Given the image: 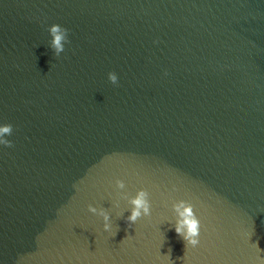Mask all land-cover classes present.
I'll use <instances>...</instances> for the list:
<instances>
[{
    "label": "water",
    "instance_id": "water-1",
    "mask_svg": "<svg viewBox=\"0 0 264 264\" xmlns=\"http://www.w3.org/2000/svg\"><path fill=\"white\" fill-rule=\"evenodd\" d=\"M0 121V264H264V0H0ZM140 187L130 226L111 199Z\"/></svg>",
    "mask_w": 264,
    "mask_h": 264
},
{
    "label": "clouds",
    "instance_id": "clouds-1",
    "mask_svg": "<svg viewBox=\"0 0 264 264\" xmlns=\"http://www.w3.org/2000/svg\"><path fill=\"white\" fill-rule=\"evenodd\" d=\"M68 31L67 28L58 23H51L47 26V32L49 34L48 46L52 49L54 55H59L64 50L65 44L68 42ZM165 74H167L166 70ZM117 79V74L114 71L107 72V80L109 82L115 84ZM11 132L12 124L0 121V146H10L12 144V141L7 138ZM114 183L116 189L124 188L123 180L116 179ZM172 188L175 190L174 185ZM120 200L125 201L126 207H120ZM111 204L113 209H115L114 215L116 217H121L125 210H127L128 215L124 219L129 222L130 226L138 218L148 217L151 214L149 193L143 187L137 188L132 195L124 191L117 192L116 198L111 199ZM170 209L171 217H162L163 222H169L170 227L185 242L186 248L195 249L199 247L201 243L202 223L192 203L185 199H177L171 202ZM87 210L100 218L102 221L101 227L105 232L110 233L112 236L115 235L119 225L113 223L109 209L88 204Z\"/></svg>",
    "mask_w": 264,
    "mask_h": 264
}]
</instances>
